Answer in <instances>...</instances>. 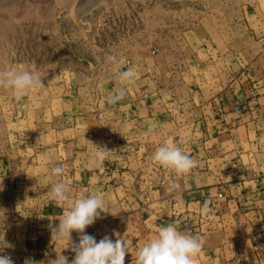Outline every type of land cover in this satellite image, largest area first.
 <instances>
[{"label": "crops", "instance_id": "1", "mask_svg": "<svg viewBox=\"0 0 264 264\" xmlns=\"http://www.w3.org/2000/svg\"><path fill=\"white\" fill-rule=\"evenodd\" d=\"M160 34L183 42L191 32ZM194 42L136 52L129 60L136 82L115 105L104 97L119 86L124 65L106 77L91 106L61 85L57 113L28 97L1 108L0 237L16 258L48 264L61 251L74 258L49 228L68 210L48 196L60 179L51 168L62 165L74 196L99 192L105 211L119 213H102L85 232L97 242L115 240L114 233L129 241L125 264H136L137 248L160 227L187 232L185 221L194 235H206L197 264H264V51L219 53L209 38ZM165 143L178 144L199 166L185 176L159 166L152 155ZM94 145L114 151L104 169L89 166ZM170 182L179 190L169 191ZM205 202L208 216L200 211Z\"/></svg>", "mask_w": 264, "mask_h": 264}, {"label": "rangeland", "instance_id": "2", "mask_svg": "<svg viewBox=\"0 0 264 264\" xmlns=\"http://www.w3.org/2000/svg\"><path fill=\"white\" fill-rule=\"evenodd\" d=\"M162 30L191 34L164 40ZM195 36L209 38L219 53L264 51V0H0V70H38L45 87L20 98L56 113L61 85L91 106L106 77L136 52L174 51L194 45ZM15 98L0 88V112Z\"/></svg>", "mask_w": 264, "mask_h": 264}, {"label": "clouds", "instance_id": "3", "mask_svg": "<svg viewBox=\"0 0 264 264\" xmlns=\"http://www.w3.org/2000/svg\"><path fill=\"white\" fill-rule=\"evenodd\" d=\"M109 59L116 60L115 57ZM137 76L138 73L133 67L119 72L116 76L119 86L114 87L104 97L105 102L115 105L124 99L128 87L135 84ZM43 87L45 86L42 77L34 67L30 69L10 67L0 70V88L11 90L17 99L30 90ZM94 148L89 166L104 169V162L109 160L110 154L114 151L107 149L106 146L94 145ZM152 160L176 176L190 174L199 166L197 159L174 143L159 146L153 153ZM64 173L65 169L62 165L51 168V175L60 179L50 185L48 196L57 206L67 204L68 210L63 213L58 225H49V228L52 240L66 242L67 247L64 249H70L74 253V258L69 262L68 257L61 251L54 259L49 260L48 264H125V256L129 253V241L119 233H114L117 237L115 240L105 235L97 242L94 236L85 232L87 227L102 218V213H110L105 211V196L99 192H81L79 196H74L71 185L63 179ZM179 188L178 183L170 182L169 191H177ZM200 211L204 216L212 213L208 202L202 205ZM110 214L115 216L119 213ZM73 232L78 234V241L73 240ZM205 242V234L194 235L191 232H182L176 224L170 223L160 227L151 240L137 248L136 264H197ZM11 247L13 245L4 239L3 234L0 237V264H13L11 257L3 254L5 249ZM26 264H34V262L27 261Z\"/></svg>", "mask_w": 264, "mask_h": 264}, {"label": "built area", "instance_id": "4", "mask_svg": "<svg viewBox=\"0 0 264 264\" xmlns=\"http://www.w3.org/2000/svg\"><path fill=\"white\" fill-rule=\"evenodd\" d=\"M157 52H158V50H153L152 54H155ZM130 66H131V63L129 60H127L124 64L125 70H127V68ZM146 97H147V95L144 94L143 98H146ZM235 110H239V106H236ZM222 120H224V118H222ZM219 197H221V195H219ZM19 216H20V214H19ZM184 226L187 229V232H191L193 234V230L189 227V223L187 221L184 222ZM19 253H20V255H24L27 253V250H21ZM3 254L9 255L13 261V264H25L24 261L16 258V253H14L12 250L5 249ZM50 255H51L50 253H47L45 256H50Z\"/></svg>", "mask_w": 264, "mask_h": 264}]
</instances>
